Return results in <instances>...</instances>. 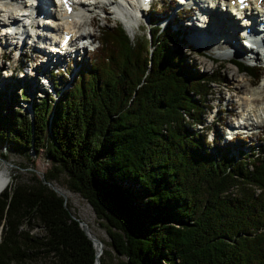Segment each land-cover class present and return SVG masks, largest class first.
Segmentation results:
<instances>
[{
  "label": "trees",
  "instance_id": "trees-1",
  "mask_svg": "<svg viewBox=\"0 0 264 264\" xmlns=\"http://www.w3.org/2000/svg\"><path fill=\"white\" fill-rule=\"evenodd\" d=\"M163 11L151 8L148 49L117 24L102 27L92 59L53 105L39 99L25 116L0 100V146L43 151V181L63 174L90 206L113 253L103 249L98 264H264V151L247 163L208 153L202 115L218 80L170 46L175 35L155 22ZM33 178L10 176L0 193V264H94L67 202Z\"/></svg>",
  "mask_w": 264,
  "mask_h": 264
},
{
  "label": "rangeland",
  "instance_id": "rangeland-1",
  "mask_svg": "<svg viewBox=\"0 0 264 264\" xmlns=\"http://www.w3.org/2000/svg\"><path fill=\"white\" fill-rule=\"evenodd\" d=\"M162 3H164V6H170V4H168L166 1L154 2L152 6H156L155 9L157 10V6L162 5ZM112 7L114 6L106 7L105 10L96 8L93 12H86L83 17H76L78 20L74 18L75 22L78 21L85 23L90 21L92 17L95 18L93 28L86 26L84 28L80 27L81 29L78 30L80 33H82V31H86L92 35L93 42L92 45H90V48H94L97 45L100 29L105 26H114V24L119 25L124 30L125 35L129 40H131L132 43L140 41L144 42L145 38H148V36L151 37V31L149 30L152 28H149V26L146 24V17L149 11L145 14H141V18H139L137 21H132V25L126 30L124 26L118 21V14L113 12L114 8ZM127 11H130L129 8ZM196 13L197 10H193L187 14L180 12L178 14L179 18H177L173 8H171L170 11H167L165 16V24L169 23V31L175 35V38L173 39L174 41L172 40L173 43H171L170 46H172L173 49L179 50L185 61H192V66L201 72V74H213L218 80L217 82H214L210 85V91L208 92L209 95L206 98L205 103V105L212 107L217 105V99L221 98V102L218 104L221 106V111H217V113L219 112L216 115L217 121L210 122V113H207L204 117H202V119H205L204 123L208 125L207 134L205 135L206 142L209 146V149L207 150L208 153L215 156L216 152L218 154L222 152L223 154H226L235 160L241 161L244 159L242 162L247 163V157L251 156V154L256 152L257 155H260L259 153L264 151V111L260 112V118H256L253 113L249 112L250 106L248 107L246 104V99L249 102L252 100L248 98V95L252 94L249 93L250 91L258 92V94L264 96V80L261 79L257 81L258 83L252 82V78L250 76L247 74L243 75L242 73H238L239 71H236L235 65L233 63V65H230V63L226 60H223V58H218L217 55H215L216 52L214 54L211 50H209L210 48L206 47L208 50L206 51V49L201 47H193L194 45L191 46V44H189L190 39L188 42L181 39V36H185L187 34L186 28L190 25L192 20H194ZM161 20V24L157 23L159 28L163 26L164 19L162 18ZM159 40L161 41L162 39L160 38ZM5 41L6 40H3L0 35V51L5 55L0 59V92L2 94L0 96V100L6 105L9 104L14 111L19 110L25 116H30L31 103H36L39 99H44L48 105H53L54 101L59 98L60 94L72 86L73 81L79 72L78 68L81 66L83 68L85 65H88L89 59H92L93 55L87 50H81L77 52L75 49H72V46L70 48L71 52L60 60V64L57 62L56 65H52V61H56L53 59L44 65L43 63L41 64V60L44 58V56L41 55L42 51H37L35 48L32 50V52L30 49L26 51L19 50L17 44L13 45L12 42L10 43V40H7V45H5ZM29 42L30 39H26L25 45H27ZM149 43H146L145 41L144 44L146 45V49L152 47V45H149ZM241 58L242 57H238L237 62L242 63L245 66ZM8 71H10V73H8ZM258 73L260 77H264V71L262 69H260ZM51 74L54 76L53 78L58 80L57 82L59 86L55 87L51 84L52 78H49L51 77ZM247 82H250L251 85L245 86ZM7 91H10L11 99L6 94ZM226 91L228 92V97L233 96L232 100L234 106L229 104V108L228 104H226L227 96L224 94ZM247 93H249L247 98H244V95ZM22 94L25 97L23 100H21ZM15 96L18 98L16 103ZM48 96H50L52 99H50ZM9 99L11 104L9 103ZM258 103L262 105H259L258 107H264V101L263 103H261V101ZM227 113L233 116L231 120L228 118ZM248 113L250 115L252 114V116H250V120H247V122L253 123L255 125L256 122H258L259 126H255V128L253 127L250 129V131L239 129L241 132H243V134L240 132L239 136H235L234 138H231L230 141H227L226 139L228 138V135L231 134L230 130L237 131V128H232V126H229L230 128L227 131V129H222L221 127L226 123H231V121L235 122L237 119L241 120L243 116ZM209 128L216 132L218 134L217 136L219 137V139L215 141L216 143H214V145H211L210 143L211 131H209ZM220 137L222 140H220ZM211 146L214 147V149H212ZM225 146H235L239 148L240 154L236 156V152L229 151ZM256 154L254 153L255 156H257ZM0 156L5 158L4 161L0 159V170H6L8 179H10V176H12L18 183L21 184L28 185L32 183L34 181L33 177L41 180L42 175L50 169V162L45 158L46 156L41 150H39L38 153L29 151V155L26 157L23 154L13 151L11 148L4 149L3 146H0ZM65 179L66 178L63 174H59L57 182H52V184L55 188L61 190L63 194L66 195V202L70 207L71 214L83 222L89 229L88 233L97 237L99 242L102 244V248L105 249L107 253L109 252L111 256H113V253L108 247L109 238L106 234V228L104 227L103 223L96 219L90 206L85 202V200H83L79 195L71 193L66 189ZM36 231L37 229L33 228L31 232L33 233ZM113 263L115 264V261Z\"/></svg>",
  "mask_w": 264,
  "mask_h": 264
},
{
  "label": "bare ground",
  "instance_id": "bare-ground-1",
  "mask_svg": "<svg viewBox=\"0 0 264 264\" xmlns=\"http://www.w3.org/2000/svg\"><path fill=\"white\" fill-rule=\"evenodd\" d=\"M196 1L198 3L199 0H196ZM227 1H229V0H227ZM134 2H135L134 0H115V1H112V0H85V4L84 5H82V6L81 5H77L76 6V8L79 9L80 13H76V14L74 13V14H72V16H68V17H63L64 15H63V13H61L62 20H64L63 21L64 28L66 29V31H68V32H70L72 34H75L74 29H75V25L76 24H77V26H85V27L88 26V27H92L93 28L94 27V23H95V18L94 17H92L90 19V21H88L86 23L85 22H78V21H77L78 22L77 23V22L74 21V18L77 19L76 17H83L84 15H82L81 13H83L84 11L91 12V11H95L96 8L97 9L101 8V9L105 10L106 7L114 6V7H112V8H114V13H117L118 17L122 16L120 18V21L124 24V28L127 30L126 27H129L130 25H132V21H134V20L131 17L124 16L123 13H126L127 15H130V16H132V14H134V13L137 14V11L134 10V4H135ZM14 3H16V5H17L16 1H11V3L8 4V7H6V8L0 7L1 8L0 12H2V16L3 17H5L6 15L12 17V19H11L12 21L11 22L8 20V17L5 18L6 22L9 21L8 23L0 22V24H1L0 30L1 31L7 29L8 25H10L11 23L19 25V23L22 20V14L27 12L26 9L18 10L17 8H14L16 6ZM47 3H48V0H47ZM210 3H211V1H210ZM127 7L129 8L130 11H127V9H128ZM228 8L231 10V12H234V10H232L231 7H228ZM261 8L262 7H260V6H256V5L254 6V9H256V11L260 12V13H261ZM33 13H35L36 15H35L34 18H32L33 20L32 19L29 20V23H28V26L30 27V29H29L30 33L26 32V30L22 29L25 32L24 33L25 37L28 40L31 39L32 42H33L34 39H36L39 42H43V37H38V34H42V33L43 34H47L45 32H52L55 35L58 34V33L60 34L59 35V42H60L62 40V38H61V31L62 30H60V29L50 30V28L47 26V24L50 23V20L52 19V15L51 14H49V15L45 14L44 17H43L44 18L43 20H45V22L43 23L42 21L37 19L38 15H40V14H38L37 11L36 12H30L29 13V17H31L33 15ZM260 13H259V17H257L259 19L262 18V16L264 15V12L261 13V14ZM69 17H71L73 19H70V21L67 22V19ZM199 17H200V15L197 12L196 13V17L194 18V20L198 22ZM208 19H210V18H208ZM223 19H224V21H222V23L219 25L216 16L214 14H211V20L205 26V29L203 31L202 30H198L200 25L196 24V22H191L190 26L186 28V32H187V34L185 35L186 37L185 36H181V38L188 42L189 39H192V38H195V37H201L202 41H203V45L199 44L197 42H194V41H189V44H191V46L194 45L193 47H201V48H206L207 47V48H210L209 50H211L212 52H214V51L216 52V55H217L218 58H220V59H222V58L223 59H228L232 55L230 50H232L233 53H235V54H239L240 53V52L237 51V50H239L238 47H237L238 44H239V39H238V44L236 45L235 37H233L235 30L239 27V24H234V21L231 19L230 16H228V14H224L223 15ZM262 22H264V21H262ZM262 24H264V23H262ZM5 26H7V27L5 28ZM42 27L46 28L45 32H43L44 28H42ZM183 34H184V32H183ZM3 38H5V37H3ZM85 38L92 39V35L87 32V35L85 36ZM12 40H16V35L15 34L11 38V41ZM6 41L4 42L5 45H6ZM233 46H236V49L233 48ZM75 50H76V47H75ZM261 51H264V50H261ZM69 52H70V50H68L66 52V54H64V56L68 55ZM252 53L254 55L257 54L255 52H252ZM0 57H1V55H0ZM237 57H239V56H237ZM256 60H258L259 63H262L260 61V59L258 58V56H256ZM60 63H61V61L59 59V64ZM250 85H251V83L247 82V84L245 86H250ZM245 86H244V88H245ZM7 93H10V91H7ZM251 93L252 94L248 95V98L252 99V100L249 102L246 99V104H247L248 107L250 106L249 112L253 113V115L256 116V118H260V112L264 111V107L260 108L262 105L259 104L258 102L261 101V103H263L264 96L261 95V94H258V92H251ZM259 105H261V106L258 107ZM258 108H260V109H258ZM246 115H248L249 117L246 116ZM246 115L243 116V118H246L243 121H246V122H243V126L244 127H242V129H245L246 127H251V128L254 127L255 128V126H259L258 122H256V125L253 124V123L247 122V120H250V116H252V114L250 115L248 113ZM215 117H216V115H215ZM237 128H240V127H237ZM8 182H9V179H8V174H7L6 170H0V193L7 186ZM52 187L57 193L62 192L61 190L55 188L54 185ZM60 194H63V192L60 193ZM86 228H87L86 229L87 235L93 241L94 248H95V250H97V253H96V255H97L96 258L97 259H96V261L98 262V259L100 258V255H101V252H102V249H103L102 246H101L102 244L99 242V239L97 237H95V236H93V235L88 233L89 229H88L87 226H86Z\"/></svg>",
  "mask_w": 264,
  "mask_h": 264
},
{
  "label": "water",
  "instance_id": "water-1",
  "mask_svg": "<svg viewBox=\"0 0 264 264\" xmlns=\"http://www.w3.org/2000/svg\"><path fill=\"white\" fill-rule=\"evenodd\" d=\"M41 182H42V184H45V185H47V187L50 189V190H52L57 196H59V197H61L62 199H63V202H65L66 201V196L65 195H63V194H60V193H57L54 189H53V184L52 183H46V182H44L43 181V179L41 178ZM71 219H74V217L73 216H71ZM76 219V218H75ZM78 225H79V227H80V229H81V232L86 236V238L89 240V241H91L92 242V246H93V248H94V243H93V241L89 238V236L87 235V232H86V226L79 220L78 221ZM96 257H97V255L95 254V259H96ZM94 264H98V262L95 260L94 261Z\"/></svg>",
  "mask_w": 264,
  "mask_h": 264
}]
</instances>
